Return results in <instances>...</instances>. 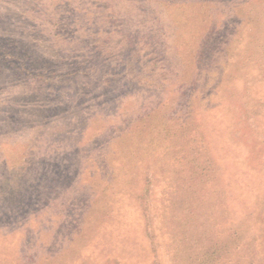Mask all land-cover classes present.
<instances>
[{"label":"rangeland","instance_id":"374dc122","mask_svg":"<svg viewBox=\"0 0 264 264\" xmlns=\"http://www.w3.org/2000/svg\"><path fill=\"white\" fill-rule=\"evenodd\" d=\"M0 264H264V0H0Z\"/></svg>","mask_w":264,"mask_h":264}]
</instances>
